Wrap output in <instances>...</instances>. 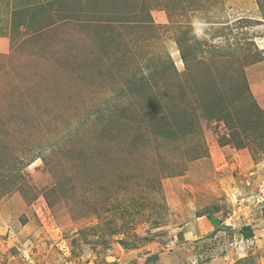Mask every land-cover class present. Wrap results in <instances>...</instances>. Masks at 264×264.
Wrapping results in <instances>:
<instances>
[{"label":"rangeland","instance_id":"374dc122","mask_svg":"<svg viewBox=\"0 0 264 264\" xmlns=\"http://www.w3.org/2000/svg\"><path fill=\"white\" fill-rule=\"evenodd\" d=\"M0 264H264V0H0Z\"/></svg>","mask_w":264,"mask_h":264},{"label":"crops","instance_id":"0c3cea01","mask_svg":"<svg viewBox=\"0 0 264 264\" xmlns=\"http://www.w3.org/2000/svg\"><path fill=\"white\" fill-rule=\"evenodd\" d=\"M208 216V215H207ZM207 216H189V217H187V219L189 220V225H192V228L194 227V228H197V230L196 229H192V230H190V233L191 234H193V235H195V234H197V232L198 233H200V234H202L203 232H205V231H203L201 228L203 227V226H201L200 225V222H199V220L201 219V220H203L202 222H204L205 220H207L206 219V217ZM215 221V220H214ZM199 234V235H200Z\"/></svg>","mask_w":264,"mask_h":264},{"label":"trees","instance_id":"16d2710c","mask_svg":"<svg viewBox=\"0 0 264 264\" xmlns=\"http://www.w3.org/2000/svg\"><path fill=\"white\" fill-rule=\"evenodd\" d=\"M241 234L243 235V237H245L247 234H249L248 232H249V229L248 228H246V229H242L241 231ZM155 258L156 257H151L149 260H155Z\"/></svg>","mask_w":264,"mask_h":264}]
</instances>
